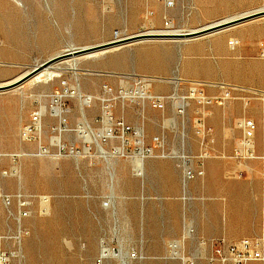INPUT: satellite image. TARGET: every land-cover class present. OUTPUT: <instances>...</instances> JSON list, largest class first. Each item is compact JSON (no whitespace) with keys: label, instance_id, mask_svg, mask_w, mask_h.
<instances>
[{"label":"rangeland","instance_id":"374dc122","mask_svg":"<svg viewBox=\"0 0 264 264\" xmlns=\"http://www.w3.org/2000/svg\"><path fill=\"white\" fill-rule=\"evenodd\" d=\"M258 10H264V0H0V82L19 78L70 46L151 28L197 29ZM190 39L133 41L80 56L78 77L69 69L52 80L30 79L0 91V234L8 236L2 243L14 251L11 264H123L115 256L102 257L103 244L128 253L129 264H209L217 239L238 240L242 237L229 233L255 228V222L238 216L246 190L236 183L264 176L252 168L264 163V13ZM134 73L155 79L150 90L167 96L165 109L139 98L118 100L113 113L136 131L142 128L144 147H153L154 156H140L133 131L125 153L117 149L120 138L102 141L104 153L80 136L81 125L87 122L103 134L104 85L130 87ZM177 76L178 84L172 79ZM193 83L209 95L223 94L222 83L238 90L224 104L204 109L186 98ZM65 85L93 96V102L82 108L80 98L68 100L74 108L66 115L70 130L63 131L66 148L60 154V136L52 137L51 131L58 120L50 115L49 103L50 94ZM176 92L188 102L184 112L177 110ZM231 102L240 106L242 117L226 125L232 147L223 149L216 146V132L223 137L224 120L208 118L212 108ZM38 106L46 111L42 142L25 141L21 128ZM251 115L259 121L253 139L258 157L238 158L240 122ZM74 146L80 151L74 153ZM201 167L204 174L196 172ZM3 194L14 196L15 215ZM21 194L30 200L31 215L20 221V235ZM41 195L51 198L45 210ZM171 242L177 249H170Z\"/></svg>","mask_w":264,"mask_h":264},{"label":"built area","instance_id":"2783aa9c","mask_svg":"<svg viewBox=\"0 0 264 264\" xmlns=\"http://www.w3.org/2000/svg\"><path fill=\"white\" fill-rule=\"evenodd\" d=\"M134 84L129 86H120L119 88H114L109 84L104 85L105 96L102 98L103 101V118L105 124H107L106 133L103 135V141H108L112 139V136L123 139L126 143L129 142L127 134L133 131L138 135L133 126L128 124L124 117H115L113 113V107L118 100H133L146 99L149 103L157 109H165L167 96L161 93H153L150 90L152 86V76L133 74ZM147 86L148 91L143 90V87ZM221 88L224 89L223 94L209 95L206 89L200 83H193L188 90V95L186 98L195 100L204 109L217 102L219 104H224L227 100L234 98L233 91L238 90L237 85H229L222 83ZM70 98H80L82 108L88 107L93 102V96L82 95L80 91L69 85L63 86L59 90H55L50 94V115L54 116L58 120V124L51 127V131L56 135L52 137L60 136L59 141H57V151L58 153H63L65 150V145L61 139L63 131L68 129L66 126L68 124L67 113L73 111L74 105L69 103ZM188 104V102H186ZM186 104L180 106L177 109L179 112H184ZM207 113V111H206ZM46 118V111L43 107H35L31 113L29 119L24 123L21 128L20 137L25 141H36L42 142L43 134L45 133L44 123ZM107 121V122H106ZM240 125L243 129V137L240 140L239 145L236 148V156L238 158H254L258 157L253 151V139L259 129V123L253 117H245L241 120ZM66 131V130H65ZM120 131V134H118ZM125 143V144H126ZM137 143V142H136ZM138 144V143H137ZM89 145V144H88ZM91 146V145H89ZM46 149V146H42ZM144 155L147 157L153 155V147H144ZM91 147L88 152H90ZM244 150H247V155L244 154ZM74 153L79 152L78 148L72 147ZM116 152V150H114ZM140 152V145H139ZM264 159V156H260ZM198 174H204V168H199L196 170ZM189 175L193 174V171L188 168ZM239 175H243V171L239 172ZM263 192H262V207H261V228L260 231L253 236H244L238 240L228 241L225 238L217 239L212 245V251L207 257L209 264H249L251 262H259L264 264V176H263ZM41 200L43 202V209L45 210L50 204V196L41 195ZM3 203L9 208L11 215H15L11 206L14 202V196L11 194H3ZM19 213L17 219L19 220V233L20 235L24 232V228L21 226L20 221L23 218L29 217L31 215L30 200L27 196L19 195ZM8 236L0 234V264H11L14 251L3 245L2 240L7 239ZM170 249H177L178 244L175 242L170 243ZM133 255H136L134 253Z\"/></svg>","mask_w":264,"mask_h":264},{"label":"water","instance_id":"95a60500","mask_svg":"<svg viewBox=\"0 0 264 264\" xmlns=\"http://www.w3.org/2000/svg\"><path fill=\"white\" fill-rule=\"evenodd\" d=\"M264 13V10H260L257 12L248 13L242 16L233 17L231 19H227L224 21H220L211 25L204 26L202 28L196 29V30H188L184 31L180 34H167V33H137L132 35H127L122 38H115L106 42L87 45V46H79L75 48H67L63 50L62 52H59L44 61L37 63L35 66H33L31 69H29L28 72H25L22 76L19 78L8 82V83H0V91H5L8 89H12L14 87H17L19 85H22L26 81L30 80L33 76H35L37 73L42 71L43 69L53 65L56 62H59L61 60L67 59V58H74V57H80L85 55H90L92 53H96L98 51L104 50V49H111L117 46H121L123 44H127L133 41H139L143 39H168V38H175V39H190V38H197L209 33H213L219 30H223L225 28H228L230 26H233L235 24L244 22L246 20L255 18L261 14Z\"/></svg>","mask_w":264,"mask_h":264},{"label":"bare ground","instance_id":"6f19581e","mask_svg":"<svg viewBox=\"0 0 264 264\" xmlns=\"http://www.w3.org/2000/svg\"><path fill=\"white\" fill-rule=\"evenodd\" d=\"M259 11V10H258ZM231 18H233V17H228V18H224V19H222V20H218V21H215V22H213V23H210V24H208V25H211V24H214V23H217V22H220V21H224V20H227V19H231ZM206 26H207V24H206ZM197 29H199V28H197ZM189 30H196V29H189ZM184 31H188V29H186V30H184V29H166V28H161V29H148V30H144V31H140L139 33L140 34H142V33H157V32H161V33H167V34H180V33H182V32H184ZM220 31H222V30H219V31H216V32H220ZM216 32H213V33H216ZM136 34V33H135ZM128 34H126V35H124V36H127ZM124 36H122V37H124ZM122 37H119V38H122ZM172 39H175V38H172ZM145 40V39H144ZM153 40V39H152ZM191 40V39H190ZM108 41V40H107ZM133 43V42H132ZM85 46H87V45H85ZM123 46V45H122ZM69 47V46H68ZM75 47H79V46H70L69 48H75ZM120 48V47H119ZM63 50H65V49H63ZM62 50V51H63ZM108 49H104V50H101V51H98V52H96V53H92V54H90L89 55V57H91V56H97L98 54H100V53H104V52H106ZM62 51H60V52H62ZM59 53V52H58ZM79 58L80 57H74V58H67V59H64V60H61V61H59V62H56V63H54L53 65H51V66H49V67H47V68H45V69H43L42 71H40L39 73H37L35 76H33L31 79L32 80H35L36 82H45V81H48V80H52V79H55V78H58L59 76H61V73L64 71V70H72V72H74V73H76V76L78 75L77 73H78V69H79V67H78V62H79ZM93 58V57H92ZM81 69V68H80ZM29 70H27L26 72H28ZM23 73H25V72H23ZM21 75V74H20ZM22 76V75H21ZM78 77V76H77ZM159 77V76H158ZM156 78V77H155ZM164 79V78H163ZM172 79L175 81V83L176 84H178L179 82H178V80H179V78H178V76L177 77H172ZM155 80V79H154ZM160 81L162 80L161 79V77H160V79H159ZM169 80V79H168ZM11 81V80H10ZM9 81V82H10ZM163 81V80H162ZM165 81H166V79H165ZM1 83V82H0ZM7 83V82H6ZM33 83V82H32ZM143 90H145V91H148V87L147 86H145V87H143ZM264 91V90H263ZM5 92V91H4ZM8 92V91H7ZM0 93H2V92H0ZM174 94H177V92L176 93H174ZM173 97V99L174 100H176L177 101V105H180V106H182V105H184L185 103H186V101H185V97H183V96H178V94L176 95V96H172ZM83 113V112H82ZM87 121V120H86ZM82 124H84V123H82ZM66 131H68V130H70V128L69 129H65ZM106 130L107 129H105L104 130V132H103V134H99V133H97V131H94L93 130V128L92 127H90L89 125H88V123L86 122V124H84V125H81V129H80V131H81V134H80V136H83V137H85L86 138V140L87 141H89V142H93V143H95V144H97V145H99L98 147L100 148V150L102 151V144H103V135L106 133ZM140 132H138V139H137V143L138 144H140L141 146H140V152H139V154H140V156H142V157H144L145 155V153H144V139H143V130H142V128L139 130ZM112 138H117V137H114V136H112ZM59 139L60 138H58L57 139V141H59ZM101 142V143H100ZM126 142L125 141H122V144L121 145H119L118 146V150L121 152V153H125V149H126V144H125ZM90 145V144H89ZM41 151L42 152H49V150L46 148V149H44V148H42L41 149ZM85 151H87L88 152V147H86V149H85ZM103 152H104V149H103ZM105 153V152H104ZM174 155V154H173ZM177 157L179 156V155H177V154H175ZM183 155V154H182ZM151 156H154V153H153V155H151ZM182 157V156H181ZM114 163V162H113ZM112 165V164H111ZM112 167H113V165H112ZM114 170V169H113ZM113 170H111V172L112 173H114V171ZM114 175V174H113ZM189 231V230H188ZM128 254V253H127ZM127 254H125L122 250H119L118 252L117 251H114V250H112L109 246H107L106 244H103V248H102V252H101V256L102 257H105V258H107V257H111V256H115V257H117L118 259H120L121 261H122V263L123 264H129V259H127Z\"/></svg>","mask_w":264,"mask_h":264},{"label":"crops","instance_id":"0c3cea01","mask_svg":"<svg viewBox=\"0 0 264 264\" xmlns=\"http://www.w3.org/2000/svg\"><path fill=\"white\" fill-rule=\"evenodd\" d=\"M212 114L208 118V120H211V118H217L221 117L224 120L225 126L223 131V137L219 133L216 132V146L223 149H229L232 147V144L227 141L226 137V125L230 123L231 125L241 119L242 112L240 109V106H238L235 102H231L229 104H226L225 106H216L212 108ZM256 119L253 115L249 116ZM257 120V119H256ZM257 122H259L257 120ZM216 131V128H215ZM253 171L256 174H263L264 175V163L263 165H254ZM240 171H243V174L245 173V169H241ZM239 171V172H240ZM239 175V174H238ZM263 178V177H262ZM241 190H246L245 194L242 191L241 194L246 195V202H243V198H241V202L239 205V212L238 216L240 219H244L246 221H251L252 224L255 222V228L252 230H243L241 232H230L229 235L232 237H244V236H253L257 234L260 231L261 228V207H262V192H263V180L259 178H256L253 181L248 180H241L236 183ZM217 211L221 212L223 215L224 209L222 207H219ZM254 214L256 217H254ZM232 221V220H231ZM249 264H260L259 262H251Z\"/></svg>","mask_w":264,"mask_h":264}]
</instances>
